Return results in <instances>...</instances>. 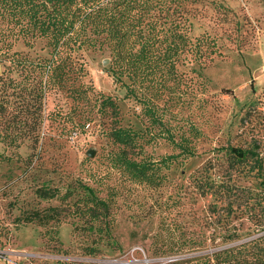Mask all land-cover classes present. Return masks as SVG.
<instances>
[{
	"label": "rangeland",
	"instance_id": "rangeland-1",
	"mask_svg": "<svg viewBox=\"0 0 264 264\" xmlns=\"http://www.w3.org/2000/svg\"><path fill=\"white\" fill-rule=\"evenodd\" d=\"M214 1L226 7L217 8ZM190 24L191 36L209 34L216 53L201 65L179 64L185 83L174 87L176 93L168 88L159 102L176 137L187 134L191 123L198 129L192 141L195 154L163 168L155 185L132 182L110 169L105 158L112 148L105 133L109 118L96 110L98 91L115 99L122 125L141 132L142 155L158 159L172 149L163 138L149 136L158 128L147 125L140 105L113 82L107 48L79 49L89 98L79 100L66 91L49 94L37 142L14 148L0 141V153L8 156L0 161V264H173L223 245V227L208 210L212 197L200 194L195 177L205 178L207 171L210 178L224 179L235 164L229 149L253 145L264 173V0H200L193 5ZM40 46L31 54L44 53ZM14 48L26 50L21 41ZM53 109L60 112L54 121L46 118ZM87 111L91 114L81 117ZM70 115L80 117L79 123L63 121ZM79 178L98 195L110 196L109 231L82 229L70 212ZM233 183L254 191L264 188L245 170L233 171ZM45 185L57 187V196L39 197L35 190ZM61 202L67 213L58 224H14L22 210ZM254 211L264 218V193ZM249 216L245 207L233 214L240 240L264 232V223L257 225ZM86 246L96 251L88 253Z\"/></svg>",
	"mask_w": 264,
	"mask_h": 264
},
{
	"label": "trees",
	"instance_id": "trees-1",
	"mask_svg": "<svg viewBox=\"0 0 264 264\" xmlns=\"http://www.w3.org/2000/svg\"><path fill=\"white\" fill-rule=\"evenodd\" d=\"M199 1L0 0V141L14 148L25 141L37 142L49 94L66 91L79 100L89 98L88 86L81 81L85 66L77 51L84 47H106L113 82L120 83L125 89L124 95L131 96L140 105L147 125L158 128L154 134L150 130L149 136L163 138L172 149L158 159L142 155L141 132L122 125L115 99L98 91L93 102L96 110L109 118L105 133L112 143L106 152V164L132 182L160 183L163 168L195 154L192 141L200 134L191 123L187 134L183 132L176 137L171 126L165 124L166 110L159 102L168 88L176 93L174 87L185 83L183 73L186 72L178 71L179 64L198 62L201 65L216 53V43L209 34L190 35L193 5ZM214 6L226 7L219 1H214ZM17 41L26 50L14 48ZM38 42L44 53L31 54ZM59 113L53 109L46 118L54 121ZM90 114L87 111L81 117ZM67 119L75 124L80 121V117L72 115L63 121ZM229 152L235 164H230L224 179L210 178L207 171L205 178L195 177L200 194L212 197L208 210L217 215L223 227V245L209 254L173 264H264V232L240 240L231 222L236 209L245 207L257 225L264 223V218H259L261 215L254 211V203L260 201L264 188L254 191L233 183V171L245 170L246 175L264 184L263 159L257 145L231 147ZM7 158L0 153V161ZM76 187L78 194L70 212L81 220L80 227L100 233L109 231L110 196L98 195L80 178ZM35 192L41 198L50 199L59 190L45 185L37 187ZM65 207L61 202L25 209L15 216L14 224H58L67 213ZM85 249L88 253L96 251L94 246Z\"/></svg>",
	"mask_w": 264,
	"mask_h": 264
}]
</instances>
